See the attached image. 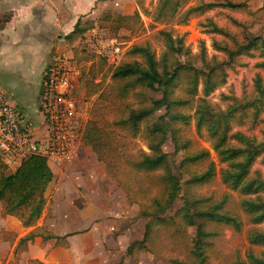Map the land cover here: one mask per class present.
Instances as JSON below:
<instances>
[{"label": "trees", "instance_id": "obj_1", "mask_svg": "<svg viewBox=\"0 0 264 264\" xmlns=\"http://www.w3.org/2000/svg\"><path fill=\"white\" fill-rule=\"evenodd\" d=\"M192 1L158 0L154 11L147 12V15L156 24L175 22L186 25L193 17L216 8L237 10L247 6L230 0L223 3L200 0L194 4ZM232 20L241 25L238 20ZM101 23L114 34L121 29L134 33L142 26L138 13L131 16L109 13ZM208 25L211 26L210 32L228 35L214 22L209 21ZM88 29L86 23L79 22L68 36L73 44L78 40L73 46V59L79 65L87 97L97 94L83 143L92 149L100 162L105 163L107 173L123 188L128 200L140 206L139 216L149 219L143 238L132 242L127 254L150 250L154 234L161 232L154 231L152 224L157 222L162 226L161 230L176 227V231H169L175 239L183 236L182 227L196 228L195 235L190 237L194 261L188 264H214L220 258L215 241L224 228L240 234L245 232L249 248L244 256L239 251L234 260L221 264H264V175L253 170L259 159L264 162V132L262 138H258L237 129L251 116L256 125L264 112L262 77L258 75L255 80L254 94L248 99H232L225 111L215 108L207 98L219 83L224 82L225 68L233 63L235 56L253 50L264 56V37L236 43L235 51H228L215 43L218 50L229 53L228 61L207 64L208 68L202 71L194 67L187 70L177 64L178 56L185 50L183 38H173L170 31L163 29L159 31L165 38L163 58L157 59L149 44L133 46L128 54L135 60L121 62L112 74V85L103 90L95 79L107 64L102 57L88 52L85 39ZM259 66L264 67V63ZM219 74L221 81H214ZM200 84L202 93L198 97ZM178 89L186 95L178 97ZM154 90H161L163 96L151 100L148 105L146 91ZM135 99L139 102L137 106ZM195 103L192 117L181 112L182 107L195 106ZM162 109L165 113L154 120V114ZM191 118L195 120L198 136H206L210 141L221 165L219 170L210 150L200 147L184 133ZM169 138L174 143L175 153L182 155L180 176L174 173L168 154L163 150ZM138 139L145 142L146 150L138 147ZM217 176L227 193L221 197L198 194ZM53 179L54 172L43 157H30L13 172L0 160V203H3L5 214L16 217L24 228L34 227L46 207L45 193ZM185 187L187 191L184 192ZM232 193L239 194L240 200L234 209H229ZM180 198H183V207L169 216L167 212ZM36 237L67 246V236L55 235L45 228L33 229L21 242H33ZM253 247L259 250L255 251ZM173 263L186 264L177 260ZM31 264L44 263L35 260Z\"/></svg>", "mask_w": 264, "mask_h": 264}, {"label": "rangeland", "instance_id": "obj_2", "mask_svg": "<svg viewBox=\"0 0 264 264\" xmlns=\"http://www.w3.org/2000/svg\"><path fill=\"white\" fill-rule=\"evenodd\" d=\"M193 1L197 3L200 0ZM214 1L224 2V0ZM230 1L237 4L244 3L247 6L237 10L216 8L193 17L186 25H177L175 22L156 24L152 22L151 18H142V26L138 31L132 33L130 30L124 29L129 33L114 34L121 41L127 42L129 46L122 62L135 60L134 57L128 54L133 46L147 44L152 47L156 58L161 60L166 51L165 38L159 34V31L163 29L170 31L173 38H183L185 50L176 59L177 64L183 65L187 70L194 67L202 71L208 68L207 64L213 65L214 62L228 61L230 58L229 53L218 50L215 43L231 51L236 48V43H243L246 39L255 37H264L263 0ZM140 4L153 11L156 0H131L130 11L137 8V6L140 8ZM232 19L238 20L241 25L238 26L232 22ZM209 21L224 28L228 35L210 32ZM260 63H264V56H261L260 52L255 50L248 54L235 56L233 63L225 68L226 78L224 82L219 83L217 89L207 97L208 101L218 110L225 111L232 104V99H248L249 96L254 94L255 80L258 75L262 77L264 86V67L259 66ZM114 70L105 65L102 71L98 73L95 83L101 84L103 90L112 85ZM221 78L219 74L214 81L220 82ZM202 79L201 77L200 81ZM82 85L81 90L83 91L84 88V95L81 98L82 114L87 113L90 119L96 106L97 94L87 97V90L83 81ZM201 93L202 84L199 85L198 97L201 96ZM176 95L184 97L186 93L184 91L180 92L178 89ZM162 96L161 90L146 91L147 98L145 99L149 105L151 100H159ZM138 103L135 99V106ZM195 107L196 103L195 106H184L181 108V112L192 117ZM164 113L165 110L163 109L157 111L154 114V120H157ZM237 129L248 135L262 138L264 112L256 125L251 116L243 126ZM184 133H187V136L192 138L200 147L209 149L213 160L218 164L217 156L212 150L208 138L198 136L193 118H191L187 132ZM136 144L138 147L147 149L145 142L142 140H136ZM163 150L168 154L174 173L180 176L179 163L182 160V155L181 153H175L171 138L164 143ZM261 160L259 159L256 162L253 170H259L264 175V162ZM96 165L90 161L87 167L80 164L71 165L64 169L51 167L54 170V179L45 193L47 198L46 207L34 227L24 228L16 217L5 214L3 203H0V264H31L35 260L42 261L44 264H178L173 263L174 260L188 264L194 261L191 255L192 243L190 237L195 235L196 228L190 227L187 229L182 227L181 234L183 236L175 239L172 238V233L170 234L169 231H176V227L172 226L167 230H161L162 226L157 222L152 224L154 231L161 232L157 235L154 234V239L149 245L150 250L127 254L129 245L143 238L149 219L139 216L140 206L128 200L126 192L108 173L107 175L112 181L110 184L117 191L116 195H122L121 198L117 197V201L125 199V205L121 210H117L110 202L108 206L105 205L108 208L106 210H84L83 191L95 185L96 179L93 176L92 169H95ZM217 168L219 170L221 165L218 164ZM185 191H187L186 187ZM227 192L228 190L217 176L213 183L201 188L198 194L221 197ZM231 197L228 208L234 209L240 200V196L237 193H232ZM183 205V198L178 199L167 214L169 216L174 215ZM83 218L94 219L93 225L80 224ZM35 228H45L55 235L67 236V246L57 245L55 241L47 242L40 237H36L33 242L22 243L21 239ZM66 233L67 235H65ZM215 244L220 258L217 261L215 260L214 264L234 260L239 251L241 256H244L245 251L249 248L245 232L240 234L229 228L223 229ZM253 250L258 251L259 248L253 247Z\"/></svg>", "mask_w": 264, "mask_h": 264}, {"label": "crops", "instance_id": "obj_3", "mask_svg": "<svg viewBox=\"0 0 264 264\" xmlns=\"http://www.w3.org/2000/svg\"><path fill=\"white\" fill-rule=\"evenodd\" d=\"M157 2L158 0L156 6ZM130 3L131 0H0V88L6 93L9 101L16 105L31 122L36 139L43 140L47 137V127L40 111L46 67L57 55L73 58V46L78 40L73 44L68 36L73 33L79 22L86 23L89 28L85 33L86 40L96 34L114 37V33L107 25L101 23L105 15L110 13L131 16L138 13L142 19L150 18L147 12L154 11L148 10L142 4L140 8L137 6L130 11ZM45 15L55 27L35 37L43 43L41 49L28 51L21 48L18 38L21 34L28 35L30 31L26 24L32 20L43 22ZM91 25L93 27L90 28ZM118 33L129 32L121 29ZM83 95L84 88L81 98ZM82 115L89 119L87 113ZM90 161L92 164H97L96 170L92 169L96 181L92 188L83 191L84 210H106L110 202L115 209L121 210L126 201L125 199L117 201V197L121 198L122 195H116L117 191L110 184L112 181L107 175L105 164L99 162L90 147L84 146L81 158L72 165L80 164L87 167ZM52 171L54 172L53 169ZM93 221L94 219L91 218H83L80 224L93 225Z\"/></svg>", "mask_w": 264, "mask_h": 264}, {"label": "built area", "instance_id": "obj_4", "mask_svg": "<svg viewBox=\"0 0 264 264\" xmlns=\"http://www.w3.org/2000/svg\"><path fill=\"white\" fill-rule=\"evenodd\" d=\"M87 50L117 68L129 46L118 37L92 35ZM82 74L72 57L57 55L46 67L41 90V113L47 137L35 138L26 115L9 101L0 88V160L11 172L33 156L47 160L50 167L62 169L76 163L84 148L83 134L88 117L82 115Z\"/></svg>", "mask_w": 264, "mask_h": 264}, {"label": "clouds", "instance_id": "obj_5", "mask_svg": "<svg viewBox=\"0 0 264 264\" xmlns=\"http://www.w3.org/2000/svg\"><path fill=\"white\" fill-rule=\"evenodd\" d=\"M26 25L29 26L30 31L28 35L21 34V36L18 38L19 46L28 51H39L43 43L37 40L35 37L37 34L41 32H47L55 26L46 15L43 17V22L32 20Z\"/></svg>", "mask_w": 264, "mask_h": 264}]
</instances>
